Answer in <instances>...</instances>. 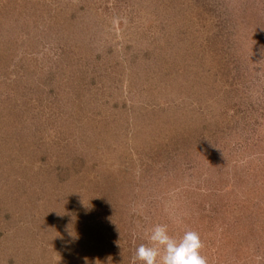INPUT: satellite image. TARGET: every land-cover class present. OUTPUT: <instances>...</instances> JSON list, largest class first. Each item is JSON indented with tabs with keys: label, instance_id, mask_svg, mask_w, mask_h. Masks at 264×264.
Wrapping results in <instances>:
<instances>
[{
	"label": "rangeland",
	"instance_id": "1",
	"mask_svg": "<svg viewBox=\"0 0 264 264\" xmlns=\"http://www.w3.org/2000/svg\"><path fill=\"white\" fill-rule=\"evenodd\" d=\"M155 224L264 264V0H0V264Z\"/></svg>",
	"mask_w": 264,
	"mask_h": 264
},
{
	"label": "clouds",
	"instance_id": "2",
	"mask_svg": "<svg viewBox=\"0 0 264 264\" xmlns=\"http://www.w3.org/2000/svg\"><path fill=\"white\" fill-rule=\"evenodd\" d=\"M145 240L130 264H208L201 254L204 244L200 234L194 230L177 236L170 234L167 224H155L146 230Z\"/></svg>",
	"mask_w": 264,
	"mask_h": 264
}]
</instances>
